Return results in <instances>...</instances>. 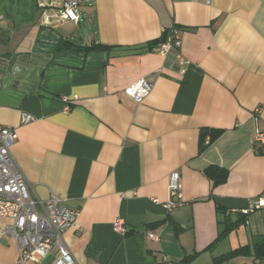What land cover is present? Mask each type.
<instances>
[{
    "label": "crops",
    "instance_id": "0c3cea01",
    "mask_svg": "<svg viewBox=\"0 0 264 264\" xmlns=\"http://www.w3.org/2000/svg\"><path fill=\"white\" fill-rule=\"evenodd\" d=\"M77 15L0 0V126L31 195L63 201L76 262L264 264V209L219 236L264 191V0H81ZM172 29L184 73L150 50ZM144 77L137 104L124 91ZM173 172L183 205L167 212ZM17 258L0 239V264Z\"/></svg>",
    "mask_w": 264,
    "mask_h": 264
},
{
    "label": "built area",
    "instance_id": "2783aa9c",
    "mask_svg": "<svg viewBox=\"0 0 264 264\" xmlns=\"http://www.w3.org/2000/svg\"><path fill=\"white\" fill-rule=\"evenodd\" d=\"M195 1L208 3L210 0ZM80 3L81 0H37V9L45 19L48 13L54 12L58 23H77ZM51 21L53 19L48 18V22ZM180 45V32L172 29L169 39L158 44L152 51L163 56L175 54L180 72L184 73L186 62L179 56ZM152 88L150 80L144 77L131 84L124 92L135 103L140 104L149 96ZM35 120L28 113L22 114V124ZM16 138L14 130L0 126V218L10 220L9 224L0 227V239H11L17 243L16 264H42L51 258H54L53 264H78L63 238V227L68 222L63 201L54 194H50L45 201L31 195L26 177L11 153ZM254 141L264 145V136L256 132ZM168 192L169 199L163 207L170 212L183 205L179 173L170 174ZM261 209H264V191L260 196L246 201L242 214L249 215ZM113 229L116 233H124L120 224H115ZM149 237L157 239L154 235Z\"/></svg>",
    "mask_w": 264,
    "mask_h": 264
},
{
    "label": "trees",
    "instance_id": "16d2710c",
    "mask_svg": "<svg viewBox=\"0 0 264 264\" xmlns=\"http://www.w3.org/2000/svg\"><path fill=\"white\" fill-rule=\"evenodd\" d=\"M162 42H164V40H161L160 42H157V44H155V47L158 44L162 43ZM87 49L88 48H83L84 51H87ZM90 49L110 50L111 47H105V46L99 45V46L94 47V48H91L90 47ZM152 49L153 48H151L150 50H152ZM219 134H220V132H218V131H211V132H205V133H203L202 136H203V139H205L208 136L210 138V141H211V140H214ZM204 143H205V141H204ZM246 217H247V215H242V218L239 219L237 222L230 223V224H226L225 228L223 229V231L219 235L220 238L221 237H224L225 235H227L231 230H233L234 228H236L238 225L243 224L246 221ZM263 238H264V235H263ZM254 249L257 252L256 253V257L257 258L264 257V242H261V241L260 242L259 241L256 242L254 244ZM245 250H249V248L248 247L247 248H244V249L240 250V252L241 251H245ZM214 264H218V263H214Z\"/></svg>",
    "mask_w": 264,
    "mask_h": 264
}]
</instances>
